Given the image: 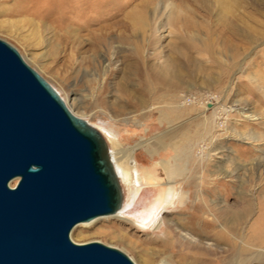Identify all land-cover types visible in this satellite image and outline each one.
Returning a JSON list of instances; mask_svg holds the SVG:
<instances>
[{
  "label": "rangeland",
  "instance_id": "374dc122",
  "mask_svg": "<svg viewBox=\"0 0 264 264\" xmlns=\"http://www.w3.org/2000/svg\"><path fill=\"white\" fill-rule=\"evenodd\" d=\"M0 40L99 130L121 167L126 212L76 225L73 243L99 242L134 264L229 257L214 235L207 252L164 251L156 227L186 217L190 182V201L206 198L216 229L219 206L251 205L242 230L264 211V0H0ZM168 167L183 174L150 225L142 217L164 194Z\"/></svg>",
  "mask_w": 264,
  "mask_h": 264
},
{
  "label": "water",
  "instance_id": "95a60500",
  "mask_svg": "<svg viewBox=\"0 0 264 264\" xmlns=\"http://www.w3.org/2000/svg\"><path fill=\"white\" fill-rule=\"evenodd\" d=\"M121 201L101 134L0 40V264H134L117 249L69 238Z\"/></svg>",
  "mask_w": 264,
  "mask_h": 264
},
{
  "label": "bare ground",
  "instance_id": "6f19581e",
  "mask_svg": "<svg viewBox=\"0 0 264 264\" xmlns=\"http://www.w3.org/2000/svg\"><path fill=\"white\" fill-rule=\"evenodd\" d=\"M101 39H103V36L101 35L99 37H96V43L100 42ZM157 72L158 73L156 74H158V76L160 77H162L164 74L162 71ZM123 91L128 97L131 96L130 92L126 88H124ZM82 100L83 99L74 96L71 100L70 106L82 108ZM139 103L141 104L142 101L140 100ZM96 130L99 132L98 129ZM109 160L111 162V159ZM112 166L122 192V201L119 210L110 217L118 219L120 217V213L126 212L125 209L128 202L126 201L127 193H125V188L128 191V187L126 186V183H124L121 179V171L119 170L121 167L118 169L114 164ZM182 174L183 170L181 169L170 167L166 168V176L169 180V184H167V187L165 186L166 190L164 194L160 196L156 200V202L145 211L146 215L142 217L143 222L148 221L149 224L151 222L154 223L153 217L155 216V214H157L158 210L166 209L168 205L173 203L174 187L171 179L173 177H180L182 176ZM185 186L189 190L186 198L187 202L185 204V209L188 210L186 217L184 219H181L180 222H174L173 224L172 222L170 223L166 221L164 217H161L159 220V224L156 227L158 230L162 231L163 239L161 241V245L164 251L172 250V248L177 245H187L203 249L207 252L208 246L210 244L206 242V238L209 235H214L229 247L230 252L227 259H221V257L216 258L214 264H257L262 259H264V254L261 251L262 249H264V211L251 223V225L246 230H242V226L245 223L248 214L250 213L251 205H249L247 202H241L240 204L233 207L219 206L217 209V216L215 217L219 222L218 228L216 229L213 218L207 219L209 217L204 216V212L208 207L206 198L202 195H199L196 201H190L192 194H194V192L191 190L193 188V184L190 182L185 184ZM159 188H161V186ZM183 199L184 197L180 196L178 202L183 201ZM97 219L99 218H96L90 222H86L85 224L81 223L78 225L87 226L92 224ZM194 235H196V237ZM203 264L210 263L205 261Z\"/></svg>",
  "mask_w": 264,
  "mask_h": 264
}]
</instances>
